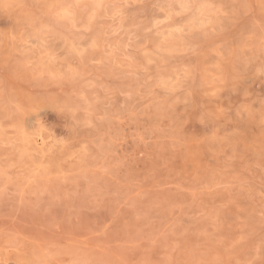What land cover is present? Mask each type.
Segmentation results:
<instances>
[{"label":"rangeland","instance_id":"obj_1","mask_svg":"<svg viewBox=\"0 0 264 264\" xmlns=\"http://www.w3.org/2000/svg\"><path fill=\"white\" fill-rule=\"evenodd\" d=\"M0 264H264V0H0Z\"/></svg>","mask_w":264,"mask_h":264}]
</instances>
